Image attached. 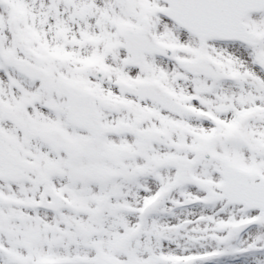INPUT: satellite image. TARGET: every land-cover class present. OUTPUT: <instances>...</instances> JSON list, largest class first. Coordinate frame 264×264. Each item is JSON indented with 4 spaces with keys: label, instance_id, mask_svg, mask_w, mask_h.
<instances>
[{
    "label": "snow or ice",
    "instance_id": "6c2138e0",
    "mask_svg": "<svg viewBox=\"0 0 264 264\" xmlns=\"http://www.w3.org/2000/svg\"><path fill=\"white\" fill-rule=\"evenodd\" d=\"M0 264H264V0H0Z\"/></svg>",
    "mask_w": 264,
    "mask_h": 264
}]
</instances>
